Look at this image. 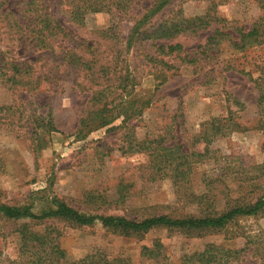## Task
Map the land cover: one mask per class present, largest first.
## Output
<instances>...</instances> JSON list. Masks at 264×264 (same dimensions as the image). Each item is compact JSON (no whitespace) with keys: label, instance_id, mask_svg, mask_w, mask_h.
I'll list each match as a JSON object with an SVG mask.
<instances>
[{"label":"rangeland","instance_id":"rangeland-1","mask_svg":"<svg viewBox=\"0 0 264 264\" xmlns=\"http://www.w3.org/2000/svg\"><path fill=\"white\" fill-rule=\"evenodd\" d=\"M152 4L79 25L60 0H0V204L40 213L58 199L141 220L217 216L264 199V0H172L139 28ZM196 17L209 23L173 39L152 34ZM44 18L64 27L49 47L38 33ZM249 32L256 41L241 48ZM104 114L111 122L98 126ZM156 147L170 149L166 168L154 166ZM25 228L45 243L25 248ZM207 244L244 248L237 264H264V208L196 233L0 218V264H182Z\"/></svg>","mask_w":264,"mask_h":264},{"label":"trees","instance_id":"trees-1","mask_svg":"<svg viewBox=\"0 0 264 264\" xmlns=\"http://www.w3.org/2000/svg\"><path fill=\"white\" fill-rule=\"evenodd\" d=\"M61 5H66L67 11H69L70 19L79 24L84 25L86 21V16L91 13H109L113 18H118L119 16L126 15L131 11V9L136 4L137 0H60ZM172 0H153V4L146 10L144 16L139 19L136 23L143 25L145 19L151 15H155L161 11L165 6H167ZM45 5L41 6L44 9ZM48 18V15H46ZM43 26L39 29L38 33L44 38L41 40L43 46L49 47L48 43H44L45 39H48L51 35H54V31L58 29H63L59 24H51L48 19H43L41 22ZM209 22L205 21L204 17H196L192 20L183 19L181 21L172 22L170 26L162 25L153 30L152 34L156 35V38L173 39L179 33L184 32L185 29L189 28V25L201 27L207 25ZM138 28V29H139ZM135 27L131 31V36L134 33ZM46 31V33H44ZM138 33V32H137ZM244 44L241 48L245 49V44L252 43V32L242 36ZM261 41L256 42L257 44ZM50 47L52 45L50 44ZM164 47V46H163ZM180 47L169 46V50L173 51ZM234 47H239L238 43L234 44ZM90 69V68H88ZM256 87L259 91V100L264 103V77L260 76L256 79ZM95 122H99L98 126H106L111 122L110 116L107 114L101 115ZM94 122V123H95ZM87 119L82 121L83 129L91 130L92 125ZM54 127L53 124H50ZM79 132V134L85 131ZM155 141L153 140V144ZM160 149V151H159ZM165 151V152H161ZM169 148H153V162L154 166L166 168V163H170L168 160ZM185 156V154H184ZM264 208V199L256 201L254 204H248L245 206H236L232 209L227 210L217 216H206V217H186V218H172L168 215H159L147 217L141 220H132L124 216H114V215H90L86 213H81L77 209L71 207L66 202L54 199L52 206L43 210L40 213L35 212L31 206H12L7 204H0V218L6 220H32V221H45L48 219H60L65 220L73 225L83 226L92 225L95 223H100L106 228L113 230H118L122 233L128 234H140L147 232L153 228L157 227H168L173 229H178L182 231H187L189 233L201 232L204 230L208 231H221L229 223L233 222L237 217L240 216H250L256 215L259 211ZM22 238L24 240L25 248H33V250L38 249L45 243L47 239L46 234H41L39 232H33L25 228L22 230ZM244 248H229L223 244H207L202 251L194 252L193 254H185L182 258V264H237L241 260ZM159 251H157L158 253ZM56 253L59 254L61 258L65 257L64 250L57 248ZM158 254H154L153 257L157 258ZM42 261V263H40ZM37 264H46V258H39ZM52 264V263H49ZM90 264H128L125 259L114 258L112 260H105L100 262L93 261Z\"/></svg>","mask_w":264,"mask_h":264}]
</instances>
